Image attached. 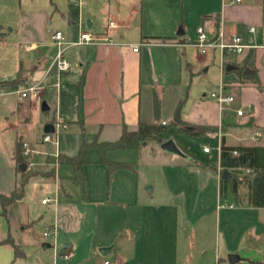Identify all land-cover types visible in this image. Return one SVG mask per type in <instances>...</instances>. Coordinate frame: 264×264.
Returning a JSON list of instances; mask_svg holds the SVG:
<instances>
[{
    "label": "rangeland",
    "instance_id": "1",
    "mask_svg": "<svg viewBox=\"0 0 264 264\" xmlns=\"http://www.w3.org/2000/svg\"><path fill=\"white\" fill-rule=\"evenodd\" d=\"M28 1L30 0H0V21L15 20L20 4ZM38 1L47 10L48 17L60 19L48 25L51 28L48 40L52 41L51 35L57 30L62 31L68 40H78L80 23L84 30L93 29L88 27L86 3L80 10L71 0ZM105 1L108 0H94V3L92 1L95 13L98 14L96 23L102 28H105L110 20V16L101 9ZM130 1L120 0L122 6ZM88 2L90 4V0ZM217 2L218 0H174L176 15L179 18L176 33L183 29L185 33L178 35L186 41L167 48L166 57L171 61L169 70L165 71L162 77L152 71L149 82L157 85L159 93L163 87L165 89L161 96V119L172 122L175 108L183 99L182 115L188 123L184 127L172 123L167 131L161 134L159 141H149L139 149H116L107 152V156L112 160L130 162L133 165L131 169L118 170L111 178L107 165L101 162L102 156L98 147L91 146L86 156L88 162L83 166L86 186L81 183L80 177L76 181L73 178L67 179L66 173L77 176V172L70 164L57 162L56 150L77 152L83 138L90 141L98 137V129L89 126L85 131L80 125L58 127L56 147L55 133L52 134V141L42 140L45 134L44 125L51 118L53 109L43 112L39 102L36 109L30 110L27 122H24L21 112H0V125L6 126L10 130L8 133L11 132L14 137L23 135V141H27L35 150L31 156L25 157L26 163H34L32 170L36 171L29 176L25 186L28 196L36 204H42L43 198L54 195L56 184L48 172L56 170L63 176L65 188L73 194L78 209L87 213L88 218L84 227L90 229L93 225L91 223L94 222L97 237L104 236L116 245L106 257L117 263L121 264L124 261L127 264H182L183 258L190 253L193 264L198 262L232 264L224 247H235L239 236L253 220V215L255 219L257 217L255 213L250 215L237 199L220 196L218 179L214 173L201 171L208 170L207 168L189 166L192 161L208 165L219 160L220 133L196 136L187 131L189 126L216 119L217 102L211 97V92L218 91L222 82L228 87L227 77L225 79L222 77L220 50L209 48L206 53H201L195 45L196 29L202 22L203 13L210 11L218 4ZM112 4L115 6L117 2L112 1ZM182 18L183 25L180 24ZM70 19H73V24H70ZM128 25L127 23L120 25L115 34L129 31L126 38L139 37L140 48L142 44L140 18L135 17L131 20L130 26ZM1 26L3 22H0V75L10 78L16 74L18 67L15 57L17 48L11 44L14 42L12 37L8 39L11 43L6 45L3 43L1 32H7L9 28ZM44 48L52 60L56 47ZM80 49L75 47L66 52L72 68L76 63L75 51ZM1 87L5 86L0 85ZM14 88L22 89L23 86ZM5 90L6 93L2 94L1 100L8 95L17 99L20 95L11 87ZM147 90V87L143 86V107L146 111L150 92ZM238 93L236 89L234 94ZM148 115L147 118L143 114L147 120L154 119L152 112L148 111ZM209 117L211 120H207ZM25 127L28 132L22 134ZM118 133L117 128L107 129L103 134L104 139H118L120 136ZM169 140L175 143L177 150L164 148V143ZM228 141L238 142L232 136H228ZM258 143L264 144V134ZM204 144L210 146V153L203 150ZM218 172L221 175L222 169H218ZM245 192V188L242 187L239 197ZM57 195L67 196L63 189H59ZM84 196L87 198L85 206L82 205ZM231 203L235 206L234 209L229 207ZM54 204L46 205L49 215L44 214L43 210L38 217L36 226L41 232L50 230L48 224L53 221ZM260 214L264 219V211ZM78 216L77 212L72 215L74 224L79 222ZM184 217L189 222L184 221ZM82 235L77 233L74 237L78 240ZM51 238L52 236L49 237ZM47 249L51 254L44 255L40 261L32 247L25 248L26 257L17 260V263L52 264L53 247ZM99 262L100 259L92 260V264Z\"/></svg>",
    "mask_w": 264,
    "mask_h": 264
},
{
    "label": "crops",
    "instance_id": "2",
    "mask_svg": "<svg viewBox=\"0 0 264 264\" xmlns=\"http://www.w3.org/2000/svg\"><path fill=\"white\" fill-rule=\"evenodd\" d=\"M84 1L87 4H85L87 6L85 14L88 19V27L93 28L90 31L97 35H104L110 30L111 40L99 44L68 45L65 51L68 59L67 50L75 47L81 49L75 51V67L61 73H58L53 65L58 46L47 38L51 32L48 25L60 19L54 20V16L48 17L47 10L39 4L38 0L21 3L17 10L18 17L15 20L0 21L3 22L1 28L4 26L9 28L7 32H1L2 41L6 45L11 43L8 41L10 37L14 39L11 44L17 48L15 57L18 61L16 74L10 78L0 75V82L11 81L22 76L24 82L16 85L17 87L45 86L36 97L22 99L18 95L15 100L8 95L6 98L0 99V112H21L24 122H27L30 118V110L36 109L35 107L41 102L43 112L53 109V114L46 124L53 123L55 125L59 115L66 126L80 125L85 131L89 126L97 128L99 135L94 140L87 141L83 138L88 143L96 140L115 141L117 139H104L103 134L107 129L117 128L118 134L121 136L124 125L129 130H136L140 121H155L154 97L156 95L161 100L165 89L163 87V90H160L161 94L159 93L157 85L152 81L149 82L150 73L153 71L160 77L164 76L165 71L169 70V63H171L166 57L167 48L175 44H182L186 40L176 33L179 18L176 15L174 0H131L128 3L125 2L123 6L120 0L105 1V5L101 9L110 16V20L117 23L113 29H109V22L105 28H102L100 24L97 25L98 14L93 8L94 0H90V4L88 0ZM112 1H116L117 4L113 6ZM217 3L210 11L203 13L202 22L197 28L204 25L211 39H217L221 33L225 40H229L234 34H239L252 45L251 48L238 55L222 52L220 48H216L220 50L222 77L224 79L227 77L226 84L231 92L235 93L238 89L239 93L238 95L234 94L236 100L226 110H221L216 103L218 114L215 120L192 126L195 127L194 130H197L198 125L221 126L223 119L233 124L226 132L220 129V160L221 137L223 135L228 144L238 145L258 143L252 140V136L257 130L264 134V0H218ZM90 6H92L91 11ZM79 9L81 10V8ZM137 16L141 20L140 41L142 44L139 51L135 52L133 46L138 45L139 37L126 38L129 31L120 32L119 35H116L115 32L120 25L127 23L130 26L131 20ZM73 23V19H70V24ZM180 24H184V18ZM252 27L255 28L253 32L249 31ZM74 41L76 40H68L69 43ZM43 47L50 49L56 47L52 60L48 51ZM242 66H245V70L247 68L252 70V73H244V75L256 72V76L240 75L239 69ZM143 86L147 87V91L150 90L147 111L143 107ZM44 103L48 106L47 110L43 108ZM238 109H243L244 114L238 115ZM148 111L152 112L154 119L144 118L143 114L148 118ZM182 118L186 121L183 115ZM160 120L161 122L166 121L161 118ZM207 120H211V118L209 117ZM232 127L233 129H230ZM187 130L194 131L188 128ZM9 131L6 126L0 125V193L5 194H9L15 185L23 180V172H25L20 170L14 159L16 142L19 138L23 140V135L14 137L11 132L8 133ZM85 131L83 132L85 133ZM26 132L28 129L25 127L22 129V134ZM228 136H232L238 142L231 143L228 141ZM82 143L83 141L77 152H63L57 149L55 155L58 156L60 153L75 155L80 151ZM55 145L57 147V144ZM219 160L217 161L218 166ZM191 167L206 168L205 165L197 164ZM207 169H201V171L214 173L217 176L220 189V173L218 170ZM66 174L67 179L73 178L75 181L78 179L72 173ZM48 175L54 179L56 193L46 198H55L56 202L43 203V199H45L43 198L42 204H36L28 196V190L25 187V195L20 201L8 205L6 209H3L0 203V264H10L14 260L13 245L4 242L9 235L16 244L23 248L32 247L37 252L40 261L44 255L51 254L47 248L53 247L52 264H92V260L95 259H100L99 264H101L104 260H110L99 250L103 246H110L111 252L116 245L104 236L97 237L94 222L91 223L93 225L90 226V229L84 227L88 218L87 213L78 209L73 194L65 188L63 176L56 170L48 172ZM59 189L65 190L67 196H58ZM49 203L55 204L52 208L53 221L48 225L56 233L45 236L46 230L41 232L36 225L41 211L44 210V214L49 215V209L46 208ZM82 205H87L85 196ZM243 206L246 207L250 215L255 213L257 217L255 219L253 215V220L239 236L236 246L231 248L225 246V252L229 256L232 254L239 256L240 260L233 264H264V219L260 214L264 211V207ZM229 207L235 208L232 203ZM76 212L79 214V222L74 224L72 215ZM184 221L189 222L186 217H184ZM235 226L236 224H234ZM77 233L83 234L78 240L74 237ZM51 236L52 238L49 239ZM57 253H69L70 257L63 259L58 257ZM113 262L117 263V261ZM121 264L127 263L122 261ZM182 264H193L190 253L183 258Z\"/></svg>",
    "mask_w": 264,
    "mask_h": 264
},
{
    "label": "trees",
    "instance_id": "3",
    "mask_svg": "<svg viewBox=\"0 0 264 264\" xmlns=\"http://www.w3.org/2000/svg\"><path fill=\"white\" fill-rule=\"evenodd\" d=\"M166 40V39H165ZM245 66L240 67L239 74L245 77H255L256 72L251 75H244ZM256 79V78H255ZM24 82L22 76L11 81H1L2 86H16ZM256 82L259 81L256 79ZM187 96V92H186ZM184 100L181 99L174 112V120L169 123H162L160 121L161 114V100L158 96L154 97V114L155 121L144 122L140 121L136 130H129L126 125L123 127L122 134L119 139L115 141H94L88 143L83 140L80 151L75 155H67L60 153L57 162L61 164H70L77 172V178H81V183L85 186V178H83V166L88 162L87 151L91 146L98 147L101 153V162H104L108 169L110 177L121 169H131L133 165L130 162L115 161L107 156V152L116 149H139L145 146L149 141L160 140L161 134L167 131L169 125L172 123L182 127L187 122L182 118V107ZM227 113V111H225ZM54 121V118H52ZM232 123L223 119L221 126L218 125H198L197 130L189 131V133L196 136H208L211 134H218L220 129L226 132ZM23 140L18 139L14 151V159L19 165L26 162L24 156ZM201 165L197 161H192L189 165ZM206 168L217 171L222 169L220 175V196L224 198L233 197L237 199L242 205L264 207V144H228L226 137H221V151L219 166L217 161L210 162L205 165ZM249 170V171H248ZM36 171L28 169L23 172L24 177L21 182L15 185V188L9 193H0V203L3 209L10 204L20 201L25 195V185L31 174ZM227 172V174H225ZM245 188L246 192L239 197L240 189ZM11 243L14 247V260L10 264H19L17 260L26 257L25 250L22 246L16 244L9 235L4 241Z\"/></svg>",
    "mask_w": 264,
    "mask_h": 264
},
{
    "label": "built area",
    "instance_id": "4",
    "mask_svg": "<svg viewBox=\"0 0 264 264\" xmlns=\"http://www.w3.org/2000/svg\"><path fill=\"white\" fill-rule=\"evenodd\" d=\"M74 3H76L79 8H82L85 5V1L84 0H71ZM240 1V0H237ZM80 33H79V39L74 41V42H68L66 36L63 34L62 31L57 30L55 32L52 33V41L58 46V52L57 55L55 57L54 60V67L57 68L58 73L64 72V71H68L70 69H72L71 63L68 60V58L65 55V51L68 47V45H84V44H99L102 42H108L111 40V34H110V30L108 32H106V34L104 35H97L94 34L88 30H84L82 28V23H80ZM117 26V23L114 20H110L109 21V29H113ZM83 29V30H81ZM249 31L253 32L255 31V28H250ZM195 45L198 47L199 51L201 53H206L207 50L209 48H220L222 50V52H228L234 55H238V54H242L244 53L247 49L251 48L252 45L247 42L241 35L239 34H234L229 40H225V38L223 37V34L221 33L219 35V37L217 39H211V37L209 36L208 31L206 30V27L204 25H200L197 28V37L195 40ZM133 50L135 52L139 51V46H133ZM6 88H9V86L6 87H1L0 88V98L2 96V94L6 93ZM13 91L17 92L18 94H20V97L23 98H27V97H36L39 94V91L42 88H45V86H41V85H33V86H23V88H19V89H15L14 87ZM211 97L217 102V104L220 106L221 110H226L229 108V106H231L235 100L236 97L234 95L233 92H231L229 90L228 87H226V85L222 82L220 85V88L218 91H213L211 92ZM237 114L238 115H243L244 114V110L243 109H238L237 110ZM162 123H167L166 121H163ZM67 127L66 124L64 123V121L60 118V116H57V121L55 123V132L53 133H45L42 136V140L43 142H49L53 140V136L52 134H56V139H55V143L57 144V128L58 127ZM262 136V132L261 131H256L255 134L252 136V140L254 142H258L260 140ZM23 148H24V156L25 157H29L32 155L33 152H35V150H33L30 146V144L26 141L23 142ZM204 151L205 152H210L211 148L209 145H205L204 146ZM221 150V148H220ZM28 164V169H32L34 163L30 162L27 163ZM249 171V170H248ZM48 202H56L55 198H45L43 199V203H48ZM223 206V205H222ZM232 206V205H231ZM51 233H56L55 230L52 231L51 229L49 231H45L44 235L45 236H49ZM58 257H61L63 259H68L70 257L69 253H57ZM101 264H117L113 261L110 260H104L103 262H101Z\"/></svg>",
    "mask_w": 264,
    "mask_h": 264
},
{
    "label": "water",
    "instance_id": "5",
    "mask_svg": "<svg viewBox=\"0 0 264 264\" xmlns=\"http://www.w3.org/2000/svg\"><path fill=\"white\" fill-rule=\"evenodd\" d=\"M183 33H184L183 29H180L179 34H183ZM244 73L245 74L252 73V70L250 68H247ZM43 108H44V110H47L48 106L44 103ZM187 128L191 129V130L195 129V127H192V126H189ZM44 132L45 133H53V132H55V125L53 123H47L45 125V127H44ZM164 148L167 149V150H177V147H176L175 143L173 141H171V140L166 141L164 143ZM19 168H20L21 171H26L28 169V164L26 162H22V163L19 164ZM225 174H227V172H225ZM110 250H111L110 246H103V247L100 248L99 251L101 252L102 255L105 256V255H107L110 252ZM239 260H240V258L236 254H232V255L229 256V261L232 264L238 262Z\"/></svg>",
    "mask_w": 264,
    "mask_h": 264
}]
</instances>
